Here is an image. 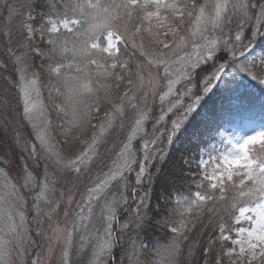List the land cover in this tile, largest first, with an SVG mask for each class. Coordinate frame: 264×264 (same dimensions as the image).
Listing matches in <instances>:
<instances>
[{
  "label": "snow or ice",
  "instance_id": "obj_1",
  "mask_svg": "<svg viewBox=\"0 0 264 264\" xmlns=\"http://www.w3.org/2000/svg\"><path fill=\"white\" fill-rule=\"evenodd\" d=\"M0 132V264H264V0H0Z\"/></svg>",
  "mask_w": 264,
  "mask_h": 264
},
{
  "label": "trees",
  "instance_id": "obj_2",
  "mask_svg": "<svg viewBox=\"0 0 264 264\" xmlns=\"http://www.w3.org/2000/svg\"><path fill=\"white\" fill-rule=\"evenodd\" d=\"M20 2H23V0H20ZM37 43L39 44L40 41L37 40ZM37 64H39V60H37ZM251 85V84H250ZM249 87V85H248ZM248 91L254 93V96L256 98H258L261 95L260 90L255 86V85H251V88H248ZM214 100H212L211 98H209L206 102H205V110H209L213 107V105L215 104L217 107H219V103H218V97L213 98ZM4 140V134L3 132H0V152H3L5 150V146L3 144ZM172 163L173 162H169V164L165 165V171H169L172 168ZM157 188H159V186H157ZM193 235H195V232L193 233Z\"/></svg>",
  "mask_w": 264,
  "mask_h": 264
},
{
  "label": "rangeland",
  "instance_id": "obj_3",
  "mask_svg": "<svg viewBox=\"0 0 264 264\" xmlns=\"http://www.w3.org/2000/svg\"><path fill=\"white\" fill-rule=\"evenodd\" d=\"M248 88H251V85L249 84V87ZM213 98H216L215 96L211 97L212 100H214Z\"/></svg>",
  "mask_w": 264,
  "mask_h": 264
}]
</instances>
